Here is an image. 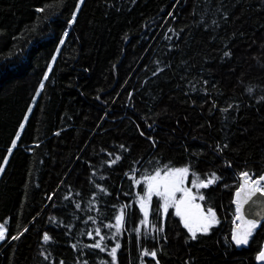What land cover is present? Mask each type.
Wrapping results in <instances>:
<instances>
[{
    "label": "trees",
    "instance_id": "obj_1",
    "mask_svg": "<svg viewBox=\"0 0 264 264\" xmlns=\"http://www.w3.org/2000/svg\"><path fill=\"white\" fill-rule=\"evenodd\" d=\"M0 167V264H259L264 222L231 231L264 175V0H0ZM184 167L196 239L147 196Z\"/></svg>",
    "mask_w": 264,
    "mask_h": 264
},
{
    "label": "snow or ice",
    "instance_id": "obj_2",
    "mask_svg": "<svg viewBox=\"0 0 264 264\" xmlns=\"http://www.w3.org/2000/svg\"><path fill=\"white\" fill-rule=\"evenodd\" d=\"M81 3H83V0H80ZM78 10V8H77ZM39 11H44V9H39ZM76 15L73 13L72 21H75ZM67 35V33H65ZM63 40H61V44H63ZM59 51V49H58ZM225 55H228V53H225ZM55 59V57H53ZM49 70H51L49 68ZM44 79H47V74H45ZM44 87L43 83H41L40 88L42 89ZM251 91V90H250ZM39 94V93H37ZM227 110V109H225ZM23 128V125H21V129ZM143 134V133H142ZM17 139H19V133L17 134ZM13 147H15V141H13ZM123 147V145H121ZM9 152H11V149H9ZM120 156H116L115 159L111 161V164H115L118 160H120ZM7 161L5 160V163ZM3 171V168L0 167V172ZM189 172V169L187 167L184 168H171L168 169L167 172H165L164 178H161V171L157 170L155 172V175L146 176L145 180L147 181V196L150 199L153 194L157 196H162L165 198L164 203V210L167 211L169 207V200L174 199L176 192H183V198H181L179 201L176 202V210L177 215H181L184 219V226L188 229V231L191 233V238L196 239L197 232H203L207 233L209 229L212 227L214 223H216V213L212 208H208L206 212L203 211H197L196 213H182L181 211V205H184L187 207L190 204V201L194 199V197L191 194V191L189 189L183 188L181 185L183 183L184 177ZM241 176L244 178V184L240 186V190L237 191V213H240L241 211V201L240 196L241 192H244L246 189L247 195L245 196V202L251 198V196L255 195L256 193H262L264 194V187H262V182H264V175H260L257 178H253V174H250L247 171H244L241 173ZM217 178L215 177V174H213V177L211 179H208L207 182L200 180L198 187H207L209 184H212L215 182ZM139 183V181H137ZM195 185V181H194ZM103 191V189H102ZM200 199H203V196L200 197ZM144 199H141V207L144 208ZM79 207V205H77ZM197 209H199V205L195 206ZM147 210H145V217L147 218ZM241 216H237V219H241ZM122 216L117 217V227H119L122 223ZM248 224V230L244 232H234L232 239L235 241L237 245H244L248 243V237L251 235V230L255 229L257 227V223L254 220L247 221ZM26 230V229H25ZM97 234H99L100 229H96ZM22 234V233H21ZM5 238V231L3 228V225H0V240H3ZM19 237H12V239H18ZM44 240L47 242L50 237L45 234ZM103 239V237H101ZM92 247L100 248L101 245L99 243H96L92 245ZM119 248V244H117L115 247L111 249V252L109 255L113 257V260H115V254L116 250ZM103 250V249H102ZM144 255L148 256L151 255L153 258L156 257V252H148L147 250L144 251ZM258 259L264 260V252H261ZM157 264L159 262L157 261Z\"/></svg>",
    "mask_w": 264,
    "mask_h": 264
},
{
    "label": "water",
    "instance_id": "obj_3",
    "mask_svg": "<svg viewBox=\"0 0 264 264\" xmlns=\"http://www.w3.org/2000/svg\"><path fill=\"white\" fill-rule=\"evenodd\" d=\"M244 184V178L242 176L239 177V186L235 190L233 194V204L235 206V225L232 227L231 231V242L237 249L245 248L247 244L244 245H237L235 241L232 239L234 232H244L248 230V224L247 221L254 220L257 223V227L255 229L251 230V235L248 237L251 238L254 231L260 226L262 222H264V194L262 193H256L255 195L251 196L250 199H248L245 202V196L247 195V189L244 192H241L240 201H241V211L240 213H237V191L240 190V186ZM264 184V182H263ZM241 216V219H237V216ZM261 252H264V243L262 244L261 250L257 255V263L261 264L264 263V260L258 259Z\"/></svg>",
    "mask_w": 264,
    "mask_h": 264
},
{
    "label": "rangeland",
    "instance_id": "obj_4",
    "mask_svg": "<svg viewBox=\"0 0 264 264\" xmlns=\"http://www.w3.org/2000/svg\"><path fill=\"white\" fill-rule=\"evenodd\" d=\"M183 195H184L183 192H176L175 193V196H174V199L171 200V201H173V204H174V208H175V212L176 213H177V210H176V202L179 201L181 198H183ZM195 200L196 199L194 197V199L190 201V204L187 207H185L184 205H181V211H182V213L188 214V213H196L197 211H201L200 208L197 209L195 207L196 206ZM178 216L181 218V220L184 223V219L182 218V216L181 215H178Z\"/></svg>",
    "mask_w": 264,
    "mask_h": 264
},
{
    "label": "flooded vegetation",
    "instance_id": "obj_5",
    "mask_svg": "<svg viewBox=\"0 0 264 264\" xmlns=\"http://www.w3.org/2000/svg\"><path fill=\"white\" fill-rule=\"evenodd\" d=\"M262 187H264V184H263V182H262Z\"/></svg>",
    "mask_w": 264,
    "mask_h": 264
}]
</instances>
